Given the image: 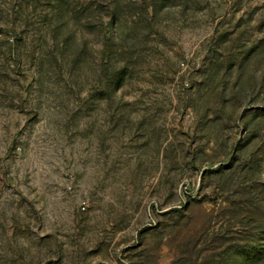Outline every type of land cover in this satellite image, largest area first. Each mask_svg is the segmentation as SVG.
<instances>
[{
    "label": "rangeland",
    "instance_id": "obj_1",
    "mask_svg": "<svg viewBox=\"0 0 264 264\" xmlns=\"http://www.w3.org/2000/svg\"><path fill=\"white\" fill-rule=\"evenodd\" d=\"M0 264H264V0H0Z\"/></svg>",
    "mask_w": 264,
    "mask_h": 264
},
{
    "label": "trees",
    "instance_id": "obj_2",
    "mask_svg": "<svg viewBox=\"0 0 264 264\" xmlns=\"http://www.w3.org/2000/svg\"><path fill=\"white\" fill-rule=\"evenodd\" d=\"M258 258H260V259H261V258H263V257H262V256H260V257H258Z\"/></svg>",
    "mask_w": 264,
    "mask_h": 264
}]
</instances>
